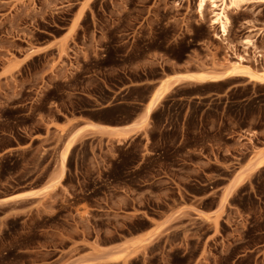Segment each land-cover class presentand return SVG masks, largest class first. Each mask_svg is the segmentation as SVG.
<instances>
[{
	"label": "rangeland",
	"instance_id": "1",
	"mask_svg": "<svg viewBox=\"0 0 264 264\" xmlns=\"http://www.w3.org/2000/svg\"><path fill=\"white\" fill-rule=\"evenodd\" d=\"M210 15L196 0H0V264H264V82L248 74L178 85L130 138L77 137L56 180L73 125L59 122L123 123L174 69L232 65ZM229 16L243 55L257 28L262 56L242 68H260L264 3Z\"/></svg>",
	"mask_w": 264,
	"mask_h": 264
},
{
	"label": "bare ground",
	"instance_id": "2",
	"mask_svg": "<svg viewBox=\"0 0 264 264\" xmlns=\"http://www.w3.org/2000/svg\"><path fill=\"white\" fill-rule=\"evenodd\" d=\"M257 2H263L264 0H196V11L197 13L202 17L208 9L211 12L210 15V24L213 26V28L216 29L215 37L220 38L222 41L225 42L227 47V52L230 57H234L235 60L231 61L232 65L225 68L221 71H198V72H192L190 74H185L184 77H188L194 80L198 81H204V80H217V79H224L228 78L230 76L235 75H242V74H248V76L254 80L264 82V63L260 68L254 69L252 68L251 71H247L243 69L242 67H247L248 64L245 63L246 58L244 55H250V57L255 58L257 56H262L261 53H259V49L256 42L258 41L257 38H255V34L258 33L257 28L250 27L249 24L246 25L247 29L244 31V35L241 37L239 43L240 46H242V52H244V55L237 52L236 47L233 43L228 42L227 36L229 33V29L231 26V19L229 16L230 11L233 10H239L247 5H251ZM257 53V55H256ZM170 87L169 80H162L154 94L152 95L151 99L148 102L147 105V112L151 109V107L155 104V102L168 90ZM76 133H74L67 143L63 146L59 153V160H60V166L59 170L56 174V180L58 181L62 174L64 173V164L67 159V155L70 149V146L75 139ZM262 158L264 157V154L262 153ZM259 163L254 162L250 164V168H254L258 166ZM247 169L240 170L238 173L234 174L232 177L229 186H228V192L239 185V183L242 181L243 174L245 173ZM23 191H18L12 194H9L1 199H12L17 198L21 196ZM226 198V195L223 196V199ZM119 254V252L114 253Z\"/></svg>",
	"mask_w": 264,
	"mask_h": 264
},
{
	"label": "crops",
	"instance_id": "3",
	"mask_svg": "<svg viewBox=\"0 0 264 264\" xmlns=\"http://www.w3.org/2000/svg\"><path fill=\"white\" fill-rule=\"evenodd\" d=\"M192 72H196V71L174 69L171 73L164 75L162 78H160L155 83H153L152 89L149 92L145 102L143 103V106H141L139 110L135 112V115L126 122L114 123V122L103 121L96 118L82 120L79 119L78 116L67 117V120L59 122V124L68 125L72 123L73 125H72V129L70 130V132L67 133V136L65 137V140L62 143L60 147V151L74 133H76L75 140L77 137H78L77 139L81 138L80 136H100V137L113 138V139L114 138L126 139L134 135L140 134L143 131H145V129H147L148 125L150 124L149 116L158 108V105L162 101L163 97L169 94L178 85L183 84L185 82H194L199 84V83H210V82L223 80V79H217V80L198 81L188 77H184L185 74H190ZM164 79L169 80L170 87L147 112V105L149 100L154 94L158 84ZM247 165L248 162L246 160L242 170H245ZM263 166L264 164L259 165L258 167H256V169L261 168ZM40 190H41L40 188L23 190L22 196L29 199L36 198L39 194H41Z\"/></svg>",
	"mask_w": 264,
	"mask_h": 264
}]
</instances>
